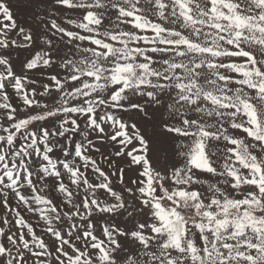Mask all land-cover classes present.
<instances>
[{
	"label": "snow or ice",
	"instance_id": "1",
	"mask_svg": "<svg viewBox=\"0 0 264 264\" xmlns=\"http://www.w3.org/2000/svg\"><path fill=\"white\" fill-rule=\"evenodd\" d=\"M0 264H264V0H0Z\"/></svg>",
	"mask_w": 264,
	"mask_h": 264
},
{
	"label": "rangeland",
	"instance_id": "2",
	"mask_svg": "<svg viewBox=\"0 0 264 264\" xmlns=\"http://www.w3.org/2000/svg\"><path fill=\"white\" fill-rule=\"evenodd\" d=\"M69 15H72L71 13H69Z\"/></svg>",
	"mask_w": 264,
	"mask_h": 264
}]
</instances>
